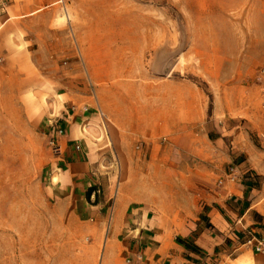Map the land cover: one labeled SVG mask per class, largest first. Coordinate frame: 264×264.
<instances>
[{
    "label": "crops",
    "instance_id": "0c3cea01",
    "mask_svg": "<svg viewBox=\"0 0 264 264\" xmlns=\"http://www.w3.org/2000/svg\"><path fill=\"white\" fill-rule=\"evenodd\" d=\"M7 2L0 13V137L6 105L26 113L19 105L30 101L42 105L37 121L54 114L46 124L57 121L65 133L60 152L47 156L43 207L25 219L15 209L9 242L0 205V264H264L256 249L264 239V148L243 125L264 136L255 96L221 106L230 91L220 96L207 68L213 101L196 80L173 74L182 63L164 64L167 50H158L151 72L144 49L116 55L98 40L82 42L72 79L71 69L59 71L58 57L73 55L71 9L82 0ZM236 34L252 41L236 55L255 49L251 26ZM75 83L82 105L63 101L53 109L47 91L57 87L65 96ZM233 164L236 180L228 176ZM116 167L113 190L108 169Z\"/></svg>",
    "mask_w": 264,
    "mask_h": 264
},
{
    "label": "rangeland",
    "instance_id": "374dc122",
    "mask_svg": "<svg viewBox=\"0 0 264 264\" xmlns=\"http://www.w3.org/2000/svg\"><path fill=\"white\" fill-rule=\"evenodd\" d=\"M74 1L78 3L79 0ZM250 26L259 37L255 49L248 55H236L238 49L252 44L250 40L236 38L239 35L236 33L241 34ZM95 40L103 50L111 44L116 55L123 50L137 54L144 49L143 63L151 68V72H154L158 50L160 53L167 50L164 64L170 67L181 62L182 68L173 74L196 80L206 90L210 101H213L214 93L206 74H202L204 68L212 72L215 91L220 96L226 95V88L230 91L221 100V106L231 100L238 104L242 97L250 94L260 102L259 107L264 113V0H82V8L75 6L71 9L73 55L58 57L59 71L63 67L71 69L73 79V60L82 62V42L89 44ZM192 46L199 54L191 51ZM211 48L223 50L224 54H202ZM68 60L72 63L67 64ZM130 77L127 72L126 78ZM58 90L56 87L47 91L46 97L54 102L53 109L63 101L74 106L82 105V87L78 83L67 91L65 89V96ZM16 106L13 103L6 105V136L0 137V205L7 209V229L11 234H8V242L15 234L9 224L19 218L14 216L15 209L21 210L25 219L35 218L30 215L32 208L43 207L40 197L46 192V161L48 153L52 152L48 135L51 125L46 123L54 114L40 122L36 116L42 113V105L33 101L19 105L28 107L26 113ZM31 112L35 119L22 122L21 116L26 119ZM244 122L254 141L264 148L261 140L264 136H259ZM3 143L6 144L5 150H2ZM108 170L115 176V190L121 169ZM7 250L12 255L14 248L8 247Z\"/></svg>",
    "mask_w": 264,
    "mask_h": 264
},
{
    "label": "built area",
    "instance_id": "2783aa9c",
    "mask_svg": "<svg viewBox=\"0 0 264 264\" xmlns=\"http://www.w3.org/2000/svg\"><path fill=\"white\" fill-rule=\"evenodd\" d=\"M7 0H0V13L7 7ZM264 72V70H263ZM50 136H49V145L53 152H60L61 144L59 142L60 137H62L65 133V128L62 125H59L57 121H52L50 123ZM238 166L236 164L231 165L230 170L228 172V176L231 180H236L238 178ZM251 242V240L249 241ZM257 251H264V239H261L257 246Z\"/></svg>",
    "mask_w": 264,
    "mask_h": 264
}]
</instances>
